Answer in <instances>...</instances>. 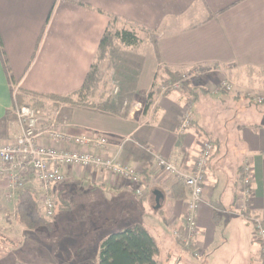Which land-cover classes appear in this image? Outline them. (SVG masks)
Segmentation results:
<instances>
[{
    "label": "crops",
    "instance_id": "1",
    "mask_svg": "<svg viewBox=\"0 0 264 264\" xmlns=\"http://www.w3.org/2000/svg\"><path fill=\"white\" fill-rule=\"evenodd\" d=\"M109 16L145 27L154 38L132 47L116 42L105 70L109 89L118 92L91 98L89 106H56V111L44 112L41 143L53 146L50 123L73 138L107 137L110 147L103 154L141 172L147 191L140 199L133 184L118 176L63 167L65 182L53 189L55 211L63 203L60 210L69 217L74 211L70 200L86 192L91 212H104L112 220L86 223L85 231L79 223L65 221L75 240L66 236L64 250L69 254V247L77 249L71 252L82 264H98L108 236L142 225L159 245L157 264H264L253 225L238 211L240 195L247 191L248 216L264 220V123L258 122L264 104L257 106L247 98H264V0H0V39L15 86L59 97L81 89ZM165 69L181 77L202 71L188 81L198 91L196 101L187 90L161 92L170 81ZM222 82L232 90L217 93ZM12 86L0 53V145L12 144L20 135ZM189 101L194 103V123L181 132ZM260 106L262 113L255 109ZM127 138L131 142L121 149ZM207 142L215 144L216 152L207 167L199 234L193 242L202 254L194 258L176 236L183 231L188 189L182 179L159 169L155 156L177 159L181 170L191 173ZM225 143L244 148L236 170L218 159ZM57 148L82 149L71 143ZM245 166L250 168L248 185L240 179H245ZM25 187L40 202V186L28 179ZM154 191L164 197L159 210ZM0 192L5 193L2 188ZM53 258H37L35 263L57 264Z\"/></svg>",
    "mask_w": 264,
    "mask_h": 264
},
{
    "label": "built area",
    "instance_id": "2",
    "mask_svg": "<svg viewBox=\"0 0 264 264\" xmlns=\"http://www.w3.org/2000/svg\"><path fill=\"white\" fill-rule=\"evenodd\" d=\"M202 75L200 69H195L191 74H185L179 82L168 81L160 87L163 94L170 92H183L184 83L191 78ZM15 98L19 90L12 86ZM232 87L227 82H222L216 92H230ZM114 93L118 89L113 90ZM252 102L262 104L264 98L256 95H249ZM15 116L20 129V135L16 141L8 145H0V188L5 191L7 200L15 203L17 193L26 189L28 179L35 181L41 188L43 197L40 198V206L45 218L54 216L55 200L53 189L65 182L63 167H73L84 171H105L114 176H118L129 181L134 186L135 194L138 198H143L147 187L143 180V175L135 167L122 164L116 157L103 154L110 147L107 137H78L73 138L64 134L55 124L50 123L48 136L53 142V146H44L41 140L44 130L41 127L43 118L33 108L22 107L17 109ZM45 122L49 123L48 120ZM194 123V103L188 102L183 117L180 122V131L189 130ZM131 142V139H123L120 143L122 149L124 144ZM75 144L80 148H91L88 150H67L57 148L61 144ZM119 148V149H120ZM151 153V149L147 150ZM216 152V146L212 142L204 144L200 154L194 162L191 173H184L181 170V162L177 159H166L155 156V163L159 169L168 175L175 176L184 181L190 196L187 213L184 217L183 231L177 233L184 250L190 252L194 258H200L201 252L194 250L193 242L199 234L198 217L201 209V198L204 194V184L206 182L207 167ZM244 183L249 184L250 168L244 167ZM249 194L243 191L240 195L238 211L243 218H249L253 225L255 235L264 257V220L256 216H248ZM39 201V200H38Z\"/></svg>",
    "mask_w": 264,
    "mask_h": 264
},
{
    "label": "trees",
    "instance_id": "3",
    "mask_svg": "<svg viewBox=\"0 0 264 264\" xmlns=\"http://www.w3.org/2000/svg\"><path fill=\"white\" fill-rule=\"evenodd\" d=\"M76 3L80 6L89 8L88 5L83 3ZM109 18V25L99 44L96 61L91 66L81 89L73 92L67 97L45 96L19 89L22 95L18 97V99L22 101L24 98L23 95H26L35 98H50L71 105H91L90 99L97 93L102 78L99 63L104 60L111 50H113L116 42H120L127 47L137 46L142 43L140 32H152L145 27L116 16H109ZM0 53L3 57L5 69L11 85H15L16 82L14 81L5 58L1 39ZM165 72L173 82H179L182 80V77L178 72H171L167 69H165ZM183 88L188 91V97L196 101L198 96L197 89L192 87L188 82L184 83ZM74 97H77V101L73 100ZM240 179L241 184H244V177L242 175L240 176ZM182 182L179 184H182ZM15 216L18 224L26 231L35 232L41 237H48L51 234V224L44 217L38 199L28 189H22L16 195ZM159 254L160 248L156 239L144 226L136 225L132 228L113 233L106 238L101 245L98 264H157L156 258Z\"/></svg>",
    "mask_w": 264,
    "mask_h": 264
},
{
    "label": "rangeland",
    "instance_id": "4",
    "mask_svg": "<svg viewBox=\"0 0 264 264\" xmlns=\"http://www.w3.org/2000/svg\"><path fill=\"white\" fill-rule=\"evenodd\" d=\"M140 36L142 37V43L146 42L147 40H151L154 38L152 32H140ZM112 51V50H111ZM111 55V52L104 58L102 62L99 63L100 74H101V83L99 84L98 91L93 97V101L98 100L97 97L101 96L105 93H111L112 88L109 89L107 83V72L106 66L108 65V59ZM111 87V86H110ZM22 93L18 90L15 94L14 98V116L17 109H21L22 107H30L33 108L36 112L39 113L40 117L44 115V112L47 113L48 110L54 112L57 110L56 106H64V105H71L66 102L57 101L50 98H43V97H31L23 95V100H19ZM77 101V98H74ZM252 102V101H251ZM257 106L264 104H257L252 102ZM72 106V105H71ZM263 106L255 107L257 111L262 113ZM232 115V114H231ZM195 116V114H194ZM16 118V116H15ZM229 120V119H228ZM258 122L264 123V115H258ZM230 131V130H229ZM232 132L230 131V135L232 136ZM231 142H233L231 140ZM234 145L228 147L221 146L220 150V157L218 159L222 160L226 166L236 170L238 166L242 163L237 164L238 159L241 158L240 154L244 151V148L233 147ZM242 162V161H241ZM72 198V197H71ZM90 198L91 195L86 193L83 196H78L76 198H72L70 202L74 204V211L69 215V217L64 218L63 211L60 208L56 209L54 212V216L50 219H47L51 224V234L48 237H41L40 235L36 234L35 232L26 231L22 226L18 224L17 218L15 216V206L14 203L7 200L6 194L0 192V264H37L35 263L36 259H43L49 260L50 256H54V261L57 264H82L79 257L75 254L73 255L71 251H75L72 247H69L71 250L68 254L67 251L64 250L63 244L61 243L68 237L74 236L66 227L63 226L62 223L67 221L68 223H79L82 227V230L85 231L87 228L86 223H111L112 220L108 221L106 217V213L103 214H95L91 212L90 207ZM104 207V206H103ZM67 215V216H68ZM82 231L81 229H78ZM29 233L33 235H28ZM40 240V242H39ZM77 240V239H76ZM72 242V240H71ZM60 248L59 250H57ZM91 250L94 249V245L91 246ZM64 259V260H63ZM93 257H91L90 261L93 262ZM34 263H31L33 262ZM59 262V263H58Z\"/></svg>",
    "mask_w": 264,
    "mask_h": 264
},
{
    "label": "water",
    "instance_id": "5",
    "mask_svg": "<svg viewBox=\"0 0 264 264\" xmlns=\"http://www.w3.org/2000/svg\"><path fill=\"white\" fill-rule=\"evenodd\" d=\"M155 196V210H159L161 208V201L163 200V194L160 191H154Z\"/></svg>",
    "mask_w": 264,
    "mask_h": 264
}]
</instances>
